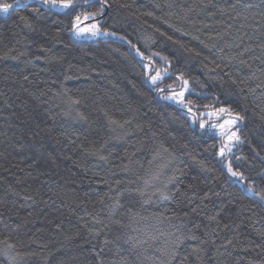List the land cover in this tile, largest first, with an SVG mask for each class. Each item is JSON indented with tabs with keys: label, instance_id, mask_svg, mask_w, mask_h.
<instances>
[{
	"label": "trees",
	"instance_id": "obj_1",
	"mask_svg": "<svg viewBox=\"0 0 264 264\" xmlns=\"http://www.w3.org/2000/svg\"><path fill=\"white\" fill-rule=\"evenodd\" d=\"M75 2L0 16V264H264V0Z\"/></svg>",
	"mask_w": 264,
	"mask_h": 264
},
{
	"label": "snow or ice",
	"instance_id": "obj_2",
	"mask_svg": "<svg viewBox=\"0 0 264 264\" xmlns=\"http://www.w3.org/2000/svg\"><path fill=\"white\" fill-rule=\"evenodd\" d=\"M84 2L88 3L89 0H84ZM99 2L101 4V8L99 10V13H91L89 15L95 16L97 14L103 13V11H104L103 6L105 5L106 0H99ZM37 3H40L47 8H53V9L54 8L74 9L76 7L75 0H37ZM27 4H28V0H0V16L7 17L11 14V12L18 10L22 5L26 7ZM36 11H39V9H36ZM20 19L22 21L27 20V18L23 17V16L20 17ZM75 19L77 21H79L80 17L77 16ZM73 28L76 29L77 35H81L85 31L84 29H77L75 24L73 25ZM88 31L92 36H96L99 34L115 35V33H109L106 30L103 33H101L100 27L96 24L92 25L91 29H89ZM120 39H123V37H120ZM138 55L142 56L143 54L139 53V51H138ZM162 59H164V58L162 57ZM159 78H160L159 73H157L156 76L151 77V80L153 83H155ZM187 84H188V81L185 80L184 81L185 90H187ZM257 87H260V85H257ZM183 98H184V91H181L179 94H174L172 96L164 97V99L176 100L179 103H183ZM184 106L187 107V104H185ZM189 111H191V109H189ZM225 111H227V112H229V114H231L232 110L231 109H224V108L219 109V112H225ZM243 119H244L243 116H241L239 113H235L234 118L225 121L223 124L212 125V127H219L221 130V134L224 135L225 134V127L227 126V130H228V132H230V134L227 135V140L229 142L240 143L241 138L237 134L239 129L237 128L236 130H233V127L236 126L239 122H242ZM200 128L201 129L205 128V122L203 120L200 122ZM226 147H229V146L225 145L224 147H222L220 149L219 154L221 156L224 155V151H225ZM229 150H230V148H229ZM227 170L234 177L235 176H241V174L239 172L233 170L231 164L227 165ZM249 191H254V190L250 187ZM254 194L259 195V193H254ZM165 198H167V197H165ZM261 199H264V196H262Z\"/></svg>",
	"mask_w": 264,
	"mask_h": 264
},
{
	"label": "rangeland",
	"instance_id": "obj_3",
	"mask_svg": "<svg viewBox=\"0 0 264 264\" xmlns=\"http://www.w3.org/2000/svg\"><path fill=\"white\" fill-rule=\"evenodd\" d=\"M84 19V18H83ZM82 19V22H80V24H78L77 26H76V28L77 29H84L85 31L81 34V35H77L76 34V29H74V31H73V33H74V36L76 37V38H78V39H88V38H93V37H97V36H100V35H102V34H99V35H96V36H92L90 33H89V29H91V25H90V23H88V22H86V20H83ZM172 100V99H171ZM219 115H220V112H213V117L214 118H218L219 117ZM222 115V114H221ZM220 115V116H221ZM225 131H228L227 130V126L225 127ZM228 134H230V132H228ZM225 141L227 142L228 140H227V136H226V138H225Z\"/></svg>",
	"mask_w": 264,
	"mask_h": 264
},
{
	"label": "water",
	"instance_id": "obj_4",
	"mask_svg": "<svg viewBox=\"0 0 264 264\" xmlns=\"http://www.w3.org/2000/svg\"><path fill=\"white\" fill-rule=\"evenodd\" d=\"M128 45H129V47H130V49H131V53L134 55V52H133V50H132V45L131 44H129L128 43ZM181 88V82H180V84H179V86L177 87V89H180ZM187 95H196V96H198V97H203V95H199V94H196V93H193V92H186L185 94H184V98H186L187 97ZM204 97H209V95H204ZM214 97V96H213ZM215 98V97H214ZM217 103H218V100L216 99V102H215V104L213 105V106H211V107H214L215 105H217ZM204 108H209V107H204ZM222 117H220V119H221ZM198 124H197V122H196V124H195V128L197 129V126ZM206 130V127L204 128V131ZM223 139H224V135H222L221 136V142H222V145H223V147L225 146V143H223ZM228 142V144L229 145H232V144H234L235 145V148L237 149V148H239V146H240V143H235V142H229V141H227ZM226 149V152L228 153V148L226 147L225 148Z\"/></svg>",
	"mask_w": 264,
	"mask_h": 264
}]
</instances>
